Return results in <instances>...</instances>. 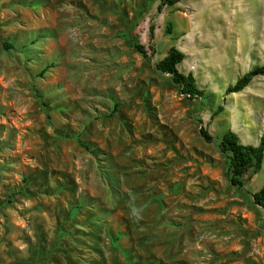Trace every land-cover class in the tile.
<instances>
[{
    "label": "rangeland",
    "instance_id": "374dc122",
    "mask_svg": "<svg viewBox=\"0 0 264 264\" xmlns=\"http://www.w3.org/2000/svg\"><path fill=\"white\" fill-rule=\"evenodd\" d=\"M160 3L0 0V264H264V162L237 188L219 148L264 134V76L226 92L264 64V0ZM173 47L203 97L157 69Z\"/></svg>",
    "mask_w": 264,
    "mask_h": 264
},
{
    "label": "trees",
    "instance_id": "16d2710c",
    "mask_svg": "<svg viewBox=\"0 0 264 264\" xmlns=\"http://www.w3.org/2000/svg\"><path fill=\"white\" fill-rule=\"evenodd\" d=\"M180 1L181 0H160L161 3L159 5V10L161 11L162 8L166 6H174ZM5 46L7 48L11 47L10 44H6ZM135 46L137 51L142 56L146 57L148 55L144 46L140 44H136ZM183 60L184 54L177 48L173 47L156 67L160 72L170 75L172 82L180 88L181 93L191 98L203 97L204 92L198 88L194 77L192 75H185L179 71L178 66L183 62ZM259 76H264V64L247 72L233 86H230L226 91L227 95L242 92L256 77ZM201 135L206 139V141H212V137L209 135L207 130L203 128H201ZM219 148L220 151L229 159L230 182L234 187L242 188L244 186L243 178L249 169L253 168L256 173L262 169L264 162V134L262 135L258 146H245L240 143L237 134L232 131H228L222 136ZM253 199L256 205L264 208V185L258 192L253 194ZM80 226L83 231H86V228H91V226L85 227V225L81 224ZM87 233L88 232L86 231V234ZM95 245H93V249L96 252L97 258L92 259V263L106 264L104 253ZM122 253L125 257V263L123 264H154L153 262H149L153 258H149V256L143 254H138L133 251V249H122ZM154 260L155 264L159 261L156 259ZM68 263L73 264L72 260L69 259Z\"/></svg>",
    "mask_w": 264,
    "mask_h": 264
}]
</instances>
